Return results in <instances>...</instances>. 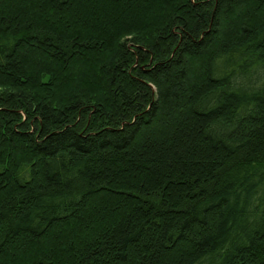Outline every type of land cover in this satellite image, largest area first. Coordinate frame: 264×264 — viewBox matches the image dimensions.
<instances>
[{"label":"trees","instance_id":"16d2710c","mask_svg":"<svg viewBox=\"0 0 264 264\" xmlns=\"http://www.w3.org/2000/svg\"><path fill=\"white\" fill-rule=\"evenodd\" d=\"M0 264H264V0H0Z\"/></svg>","mask_w":264,"mask_h":264},{"label":"rangeland","instance_id":"374dc122","mask_svg":"<svg viewBox=\"0 0 264 264\" xmlns=\"http://www.w3.org/2000/svg\"><path fill=\"white\" fill-rule=\"evenodd\" d=\"M69 82H71V79H70V81ZM69 82H68V84H69ZM67 84V85H68ZM60 231H63V233H58V232H56V233H54V234H51L50 235V239L47 241V242H53V241H60L61 242V238H59V237H57V235H63L64 234V232L66 231V229H61ZM58 233V234H57ZM79 234H81V233H79ZM84 234V233H83ZM81 235V236H84V235ZM28 250H29V248H28ZM28 250H27V252H28ZM31 250H33L34 251V249H31Z\"/></svg>","mask_w":264,"mask_h":264}]
</instances>
